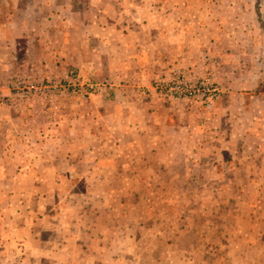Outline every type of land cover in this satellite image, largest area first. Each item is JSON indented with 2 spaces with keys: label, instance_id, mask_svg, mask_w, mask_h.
<instances>
[{
  "label": "rangeland",
  "instance_id": "1",
  "mask_svg": "<svg viewBox=\"0 0 264 264\" xmlns=\"http://www.w3.org/2000/svg\"><path fill=\"white\" fill-rule=\"evenodd\" d=\"M10 16L41 51H25L32 70L0 79V126L13 149L3 159L20 164L0 168L12 178L0 180V264H200L183 257L192 235L170 246L174 231L220 218L229 226L205 233L218 244L206 251L219 252L207 264H264V231L242 229L261 212L264 183L235 189L221 167L231 147L241 162L264 163V101L246 99L264 100V0H0V27ZM200 82L214 88L210 108L204 95L174 92ZM170 126L181 127L180 144L186 130L196 148L217 142L227 152L221 165L143 166L155 150L152 128ZM131 174L160 180L130 183ZM193 176L203 181L180 180ZM140 188L149 198L133 197ZM196 188L204 199L173 197ZM215 190L227 197L217 213H188L213 206ZM230 207L238 222L223 212ZM250 239L262 242L241 247Z\"/></svg>",
  "mask_w": 264,
  "mask_h": 264
},
{
  "label": "crops",
  "instance_id": "2",
  "mask_svg": "<svg viewBox=\"0 0 264 264\" xmlns=\"http://www.w3.org/2000/svg\"><path fill=\"white\" fill-rule=\"evenodd\" d=\"M57 11H62L61 9L56 8ZM62 17V18H61ZM54 19H58L60 20V28L62 23H64V16L61 14H58V12L56 13ZM52 22H50L51 25ZM52 26V25H51ZM58 26H56L57 28ZM36 30H39L38 28ZM58 30V29H56ZM58 32V31H56ZM24 33V36H23ZM25 34H29L27 30H23V28L19 25V21L17 20V17L15 16H10L7 19V22L4 23L1 27H0V79L3 80V75L5 73V71L7 70L9 73H11L12 71L19 69V67H23L25 69V71H30L32 70L31 68L34 66L33 64H30V60H25L23 57L25 55V51H31V49L33 48V51H37L40 52L41 49L39 47V44H37L38 38L37 36H30V37H26ZM35 35H39L38 33H35ZM23 36V37H22ZM23 39V40H22ZM42 40V39H41ZM37 53H35L36 55ZM31 63H33V61H31ZM11 65V66H10ZM241 67H239L240 69ZM242 70V69H241ZM4 81V80H3ZM247 101H264L261 98H246ZM1 124V121H0ZM181 127L178 126H170L167 128L166 133L163 132V130H156V128H152V138L154 139L155 142V147H154V154H152L151 151V156H152V160H147V161H143V166H153L154 170H157L159 168H167V167H181L183 168H189V167H201V168H205L208 166H213L215 164L216 158L221 155L223 153V148L220 147L218 148L217 146V142L212 143V148H210L208 146L207 143L202 144L203 146L196 148L195 146H192L193 144L191 143V136L192 134H188V130H186L185 135L187 136V139H185L184 142H182V144L179 143V138L181 137ZM137 131V130H136ZM9 134V132H6L1 129L0 126V141H3L4 138V142H0V168H9V167H19L20 164H16L15 162H9L4 158L3 159V155L5 156L7 153L11 152L10 154H12L13 149L10 148L9 144L6 143V137L5 135ZM11 134V133H10ZM227 151H229V153H231V156L228 157V159L223 160L222 165L219 164H215V167H219L218 165H221L222 168H228L229 172L231 173V179L227 180V182H225V184L231 185L234 188L235 185H237V187L235 189H239V182L241 180H244L247 184H252L255 182H263L264 183V174H262L261 172H259V168H264V163L263 161H260L259 159L257 160H253L251 159L250 162H241L240 160H238L235 156V152L234 149L231 148H226ZM262 148H259V151H261ZM172 151V152H171ZM227 152H224V154H226ZM233 155V156H232ZM178 159V162H176L175 160ZM253 160V161H252ZM249 168V169H248ZM160 169V170H161ZM167 170V169H166ZM219 170V169H218ZM217 170V171H218ZM259 173H258V172ZM8 174H5L4 178L0 177V180L3 181H12V178H10L9 176H7ZM170 177L172 178L171 180L174 181L175 177L172 176L174 175V171L172 172V175L169 174ZM130 177V178H129ZM200 176H193L192 179L190 178L189 180H185V178L180 179L183 183L186 184H196L201 181H203L202 177L201 179H199ZM217 181L216 182H220L223 183L225 180L224 178L221 176V178L219 176L216 177ZM160 178L158 176L155 177H150V176H140V175H129L128 178L126 179L127 182L130 183H139V184H150V183H154L155 181H159ZM198 180H201L198 182ZM215 182V183H216ZM224 184V183H223ZM220 184H217V187H219ZM146 188V187H145ZM190 188V185H189ZM196 190L194 193L192 192V190H188V192H185L184 194H179V195H174L173 197H179V198H185L186 200H190V199H196V198H203L204 199V190L203 192L201 191V188H196ZM190 191V192H189ZM202 192V194H201ZM264 194V189L261 191ZM240 194V192H238V195ZM133 197L137 198V199H144V198H149V196L147 194H145V191L140 188L136 190V192L133 194ZM210 199H216L217 202L215 201V203L213 204V206H211L210 208H205L204 205L203 207H196V208H192L189 206L188 208V213H190L191 211H195V212H199L200 215H207V213H209L210 215L212 213H217V209H214L218 206L221 205L222 202H220L221 200H227L226 196L223 195V192H219L218 190L213 191L210 195H209ZM259 197V195H258ZM153 204H150L149 206H151ZM224 205V202H223ZM153 208V207H152ZM154 209V208H153ZM251 210V209H250ZM223 212H229V215H232L233 217H235V219H237V222L239 221L240 217L242 216V214L237 210V209H232L230 207V210L227 208L223 209ZM262 212V213H261ZM261 212H257V210L254 212L255 218L253 219V224H251L250 227L247 228H242L244 229L243 231H245V229L249 232L252 231H264V203H263V207L261 208ZM225 215V214H224ZM203 222V220L201 221ZM206 222V221H205ZM239 224V223H238ZM180 228L178 230L181 229V231H174L175 233L173 234V236H175V239L173 240V243L170 244V246L175 247L178 242L181 240L182 235L188 234V235H192L193 236V240L194 243L191 246H194V249L191 250V253H188L186 255H184L183 257L185 258V261L190 262L193 260L195 261L196 258L198 260V262L200 264H207V262L210 259H215L218 260L219 257L217 250L216 252L210 253L209 251H206V248L209 247V245H212L213 243L209 242L208 240V236H205L206 232L209 233H216L217 232H223L227 230V227L229 226V223H227L224 220H222V218H220V220H218L216 223H195V224H186V222H184L183 224H179ZM178 235V236H177ZM257 237V236H256ZM262 237L259 238V240H261ZM262 241L258 242L254 240V243L252 242V240L250 239L249 241H245L243 242V244H241V247H243L244 249H255V247L259 246V243H261ZM200 244L202 246L203 249L198 250L197 248V244ZM253 243V244H250ZM264 244V242H262ZM215 246H218V244H213ZM250 251H248L247 253H244V256L249 257ZM261 253V252H260ZM259 253V254H260ZM224 254H222L223 257ZM252 257H254V254H252ZM224 259L221 258L220 261H223Z\"/></svg>",
  "mask_w": 264,
  "mask_h": 264
},
{
  "label": "built area",
  "instance_id": "3",
  "mask_svg": "<svg viewBox=\"0 0 264 264\" xmlns=\"http://www.w3.org/2000/svg\"><path fill=\"white\" fill-rule=\"evenodd\" d=\"M184 85L185 87H181L174 90V92L177 94L179 99L192 100V99H197L199 95H204L206 96V98H203L205 100L206 107L210 108L212 106L214 99L211 98V93L214 92L213 86H207L208 84H205V82H200L198 84L199 86H195V84H188V83H184ZM157 89L159 91H162L163 93L164 92H166L167 94L173 93V88L169 87L168 89H164L161 84H158Z\"/></svg>",
  "mask_w": 264,
  "mask_h": 264
}]
</instances>
